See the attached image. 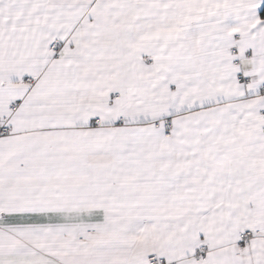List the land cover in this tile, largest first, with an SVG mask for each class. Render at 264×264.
I'll return each instance as SVG.
<instances>
[{"label": "snow or ice", "instance_id": "obj_1", "mask_svg": "<svg viewBox=\"0 0 264 264\" xmlns=\"http://www.w3.org/2000/svg\"><path fill=\"white\" fill-rule=\"evenodd\" d=\"M0 264H264V0H0Z\"/></svg>", "mask_w": 264, "mask_h": 264}]
</instances>
